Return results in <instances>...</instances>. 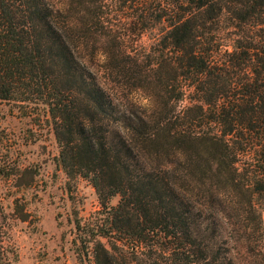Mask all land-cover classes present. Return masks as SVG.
<instances>
[{
  "label": "trees",
  "instance_id": "1",
  "mask_svg": "<svg viewBox=\"0 0 264 264\" xmlns=\"http://www.w3.org/2000/svg\"><path fill=\"white\" fill-rule=\"evenodd\" d=\"M0 98L95 186L82 259L264 264V0H0Z\"/></svg>",
  "mask_w": 264,
  "mask_h": 264
},
{
  "label": "rangeland",
  "instance_id": "2",
  "mask_svg": "<svg viewBox=\"0 0 264 264\" xmlns=\"http://www.w3.org/2000/svg\"><path fill=\"white\" fill-rule=\"evenodd\" d=\"M135 31L127 43L138 49L162 33L160 25L142 35ZM224 34L228 39L230 31ZM59 156L44 103L0 98V264H95L91 250L80 257V237L89 235L86 231L99 220L102 205L91 180L69 176Z\"/></svg>",
  "mask_w": 264,
  "mask_h": 264
}]
</instances>
